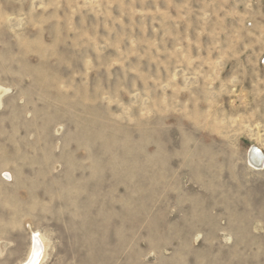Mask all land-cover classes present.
I'll return each instance as SVG.
<instances>
[{"label":"rangeland","instance_id":"obj_1","mask_svg":"<svg viewBox=\"0 0 264 264\" xmlns=\"http://www.w3.org/2000/svg\"><path fill=\"white\" fill-rule=\"evenodd\" d=\"M0 89V264H264V0H0Z\"/></svg>","mask_w":264,"mask_h":264},{"label":"bare ground","instance_id":"obj_2","mask_svg":"<svg viewBox=\"0 0 264 264\" xmlns=\"http://www.w3.org/2000/svg\"><path fill=\"white\" fill-rule=\"evenodd\" d=\"M2 90L0 89V94ZM264 157L258 150L257 146H253L250 152V162L257 168H264ZM45 256V246L43 245V238L35 239L34 245L27 259L26 264H41Z\"/></svg>","mask_w":264,"mask_h":264},{"label":"water","instance_id":"obj_3","mask_svg":"<svg viewBox=\"0 0 264 264\" xmlns=\"http://www.w3.org/2000/svg\"><path fill=\"white\" fill-rule=\"evenodd\" d=\"M260 151V150H259ZM261 152V151H260Z\"/></svg>","mask_w":264,"mask_h":264}]
</instances>
